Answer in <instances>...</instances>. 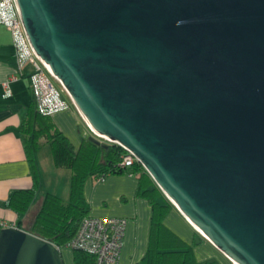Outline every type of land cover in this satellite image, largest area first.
Returning <instances> with one entry per match:
<instances>
[{
	"label": "water",
	"instance_id": "1",
	"mask_svg": "<svg viewBox=\"0 0 264 264\" xmlns=\"http://www.w3.org/2000/svg\"><path fill=\"white\" fill-rule=\"evenodd\" d=\"M16 3L33 49L105 140L89 137L130 149L231 260L264 264V0ZM0 264L63 259L7 224Z\"/></svg>",
	"mask_w": 264,
	"mask_h": 264
},
{
	"label": "crops",
	"instance_id": "2",
	"mask_svg": "<svg viewBox=\"0 0 264 264\" xmlns=\"http://www.w3.org/2000/svg\"><path fill=\"white\" fill-rule=\"evenodd\" d=\"M32 69L28 60L18 65L10 31L0 22V219L24 228L28 227L39 209L45 191H52L65 201L69 199L71 178L70 167L54 163L50 145L44 135L39 137L32 159L24 145L22 125L33 99L28 76ZM4 79L8 80L9 94L3 93ZM63 95L68 106L52 112L51 118L54 125L77 145L83 137L95 134L68 94L63 92ZM144 179V182H139L138 173L121 171L108 172L101 177L87 175L83 180L82 192L89 206L87 214L126 217L117 264H134L140 260L149 246L155 224L163 225L176 234L179 240L189 244L197 261L226 264V260L223 263L209 255L213 251H220L232 263L228 256L203 235L198 236L200 244H203L199 250L206 257H198L193 244L197 235L195 226L153 178V181L146 177ZM155 185L161 192L154 194L146 191ZM20 187L35 188V194L23 212H17L6 203L9 193ZM19 218L21 220L18 223ZM59 248L63 264L86 263V258L75 259L72 247L64 244Z\"/></svg>",
	"mask_w": 264,
	"mask_h": 264
},
{
	"label": "trees",
	"instance_id": "3",
	"mask_svg": "<svg viewBox=\"0 0 264 264\" xmlns=\"http://www.w3.org/2000/svg\"><path fill=\"white\" fill-rule=\"evenodd\" d=\"M22 129L25 134L24 145L31 159L39 144V137L44 135L50 145L54 163L71 168L69 199L65 201L58 194L45 191L39 209L28 227H25L56 244L64 245L74 233L81 218L87 214L89 206L82 192L83 180L87 175L101 177L108 172L127 171L138 173L139 182H144L145 177L152 180L140 161L120 164L124 148L115 141L107 140L106 144H101L88 136L83 137L77 145L73 144L68 136L54 125L51 113H42L36 108L34 98L29 105ZM146 191L154 194L161 192L156 185ZM34 194V187L16 188L9 193L6 203L17 212H23ZM20 220L19 218L17 222ZM154 230L151 232L153 238L151 237L145 253L134 264H205V261H197L189 244L179 240L169 229L155 224ZM196 234L201 236L198 231ZM72 248L75 250L76 260L86 258L85 264H94L93 253L79 247Z\"/></svg>",
	"mask_w": 264,
	"mask_h": 264
},
{
	"label": "built area",
	"instance_id": "4",
	"mask_svg": "<svg viewBox=\"0 0 264 264\" xmlns=\"http://www.w3.org/2000/svg\"><path fill=\"white\" fill-rule=\"evenodd\" d=\"M0 22L10 31L14 55L18 65L24 61L31 62L33 69L29 72V82L36 108L42 113H52L68 106L63 95L67 94L60 83L56 86L48 74L55 77L48 64L35 52L19 16L16 0H0ZM56 78V77H55ZM3 93L9 94L8 80L4 79ZM89 126V125H88ZM90 127V126H89ZM97 136L105 139L101 134ZM119 160L121 165H127L137 160L135 154L125 146ZM126 217L124 215L85 214L79 221L74 233L64 243L70 247L85 249L94 255V264H114L118 261L122 244ZM8 223L0 219V226ZM60 246L59 244H57Z\"/></svg>",
	"mask_w": 264,
	"mask_h": 264
},
{
	"label": "rangeland",
	"instance_id": "5",
	"mask_svg": "<svg viewBox=\"0 0 264 264\" xmlns=\"http://www.w3.org/2000/svg\"><path fill=\"white\" fill-rule=\"evenodd\" d=\"M48 76H49V78L52 80V82L56 85V86H60V82H59V80L57 79V78H55L54 76H52V75H50V74H48ZM100 139H103L102 137H100V136H98ZM103 140H105V139H103ZM30 211V210H29ZM201 242H200V240L199 239H196L195 237H194V239H193V244H195V246H194V251L196 252V254H197V256L198 257H202V256H205V255H201L200 253V250L202 249V247H201V245H203V244H200ZM200 249V250H199ZM220 250V249H219ZM199 252V253H198ZM210 252V251H209ZM209 255H211V257H215V258H217L219 261H221V262H223L224 263V261H225V263L226 264H236L235 262H233L232 260V263L231 262H229L224 256H223V254L220 252V251H218V252H211ZM206 257V256H205ZM202 258H204V257H202ZM224 258V259H223Z\"/></svg>",
	"mask_w": 264,
	"mask_h": 264
},
{
	"label": "bare ground",
	"instance_id": "6",
	"mask_svg": "<svg viewBox=\"0 0 264 264\" xmlns=\"http://www.w3.org/2000/svg\"><path fill=\"white\" fill-rule=\"evenodd\" d=\"M196 226V225H195ZM197 227V226H196ZM198 229V228H197ZM200 230V229H199ZM201 231V230H200ZM203 234H204V232L203 231H201ZM233 260V259H232ZM236 264H239L237 261H235V260H233Z\"/></svg>",
	"mask_w": 264,
	"mask_h": 264
}]
</instances>
